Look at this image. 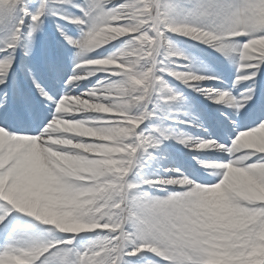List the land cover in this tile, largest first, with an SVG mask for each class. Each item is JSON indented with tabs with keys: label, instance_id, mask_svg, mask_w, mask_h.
<instances>
[{
	"label": "snow or ice",
	"instance_id": "obj_1",
	"mask_svg": "<svg viewBox=\"0 0 264 264\" xmlns=\"http://www.w3.org/2000/svg\"><path fill=\"white\" fill-rule=\"evenodd\" d=\"M64 5L80 15L61 11ZM48 15L75 25L80 33L74 37L66 26H56L67 45L77 49L71 74L64 78L60 52H41L44 67L61 80L63 92L44 83L30 63L36 34ZM0 25L11 29L0 48V264H264V197L234 185V177L242 174L250 187H264V143L258 138L264 131V0L169 5L161 0H0ZM170 34L211 46L236 64L234 86L248 83L243 101L233 100L229 91L205 93L216 103L227 99L241 109L227 114L230 143L196 141L199 149L224 154L216 162L194 157L202 170L166 168L163 177L139 172L133 177L134 170L154 159L151 150L170 139L159 129L146 135L140 127L152 116L147 105L154 96L180 98L164 73L186 86L207 78L168 71L171 57L183 55ZM101 36H106L103 45L127 40L108 56L86 55L101 48ZM21 60L32 92L43 98L39 107L32 95L14 87ZM97 71L117 78L71 94L78 81ZM109 89L127 92L123 99L128 103L105 99L113 106L108 113L62 110L66 100H94L93 93ZM41 111L47 113L42 119ZM58 121L105 130L119 126L128 132L114 141L116 154L103 157L80 148L105 141L57 130ZM178 142L189 146L185 139ZM179 185L185 187H169ZM217 190L223 191L222 200ZM147 253L154 255L148 258Z\"/></svg>",
	"mask_w": 264,
	"mask_h": 264
},
{
	"label": "bare ground",
	"instance_id": "obj_2",
	"mask_svg": "<svg viewBox=\"0 0 264 264\" xmlns=\"http://www.w3.org/2000/svg\"><path fill=\"white\" fill-rule=\"evenodd\" d=\"M77 3H81L82 0H75ZM179 0H161L162 4L169 5L178 3ZM61 11H67L69 13L78 12L77 9L72 8L71 6L64 5L60 8ZM44 23L42 26V30L44 31V36L42 38V42L40 40L34 46L33 51L35 55L33 56L30 62L36 67V75H38L41 80L48 84V73L45 71V67L43 65V61L41 58V52L44 48H48V44L50 42V36L56 35L55 29L57 24H62L63 20H60L59 17H54L48 15L43 18ZM61 21V23H60ZM71 35L76 37L79 36L80 33L76 29L75 25L67 26ZM72 25V24H71ZM118 31V30H117ZM110 35H115V32L109 33ZM191 40V49L186 51L187 55V63L190 65L196 64L198 65L195 69H192L191 72L193 74L198 75L200 72L206 75V79L204 81L205 89L201 91V101L194 102L189 101L188 103H183L182 101L186 98L187 95H180L179 99L172 102H163L160 101V96H154L153 103L149 104L152 111V116L144 121V123L140 126L144 133L150 134L153 133V130L159 129L160 132H163L164 135L169 136L170 139L164 141L162 145L159 146L154 151V159L151 161H145L144 167L140 169L134 170L132 176L135 177L136 172H139L140 175L152 178V177H163L166 175V168H177L178 170H187L189 172L202 170L201 164L197 163V160L194 157H199L205 159L206 162H216V157L220 155H224L220 153L217 149H199L196 146V141H204L207 139H212L218 142H225L229 140V136L233 131L230 129L229 124L231 123L227 118L222 120L220 117L210 116V109H216L217 111L222 110L224 113L236 112L241 109L233 107L232 104L227 102V99L223 102L216 103L215 98L209 99L205 94L208 91H229L233 100L243 101L242 94L245 92L244 85L248 83V81H242L239 84L234 86V81L237 77L236 64H232V61L221 58V56H217L216 53L210 52L208 48L211 46L204 44L203 42L196 41L193 38L186 37ZM119 40L111 41L109 43H113L115 47H108L109 43L103 45V42L106 40V36H101L97 38V43L101 46L99 49H95L91 53H86V55L97 57L96 53H103L104 56L110 50L118 51L120 47L123 46L122 41L126 42L127 37L118 38ZM42 43V46H41ZM197 44V45H194ZM41 46V47H40ZM193 46V47H192ZM177 52L179 50L174 45ZM107 50V51H106ZM77 49L71 47V50L67 53H62L61 55L64 58L66 64L73 62ZM219 55V54H218ZM200 56H203L205 60L210 64L219 65L220 69L211 70L209 72L205 71L206 67L204 66V62L200 59ZM1 57V55H0ZM26 59V58H25ZM24 60L20 62V65L23 66ZM110 65H102L101 68H106ZM90 68H94L96 66H87ZM201 67V68H200ZM203 70V71H202ZM208 71V70H207ZM71 74L70 69H66V66L61 67V78H64L67 75ZM167 77V73H164V79ZM117 76L115 73L110 71H97L93 76L87 77L86 79H82L78 81L79 87H74L71 89L72 95H78L86 92L88 89L97 87L102 81L116 79ZM166 80V79H165ZM218 80H221L220 82ZM168 82V80H166ZM50 87H55L61 92L64 91L63 86L61 85L60 79H55V81L51 84H48ZM19 86L25 93H28L33 96L34 102L39 107L40 100L43 99L39 97V93H31L28 92V88L33 89V85L31 84L30 78L26 77L24 80L18 79V76L15 74L14 78V87ZM127 92H121L119 90L113 91L111 89L107 91H102L100 93H93L97 98L94 100L83 101L78 98L66 100L63 103L62 110L66 111L68 114H72L75 111H84V112H96V113H108L113 111L112 104H106L103 102L105 99H112L113 103L127 104L128 101L123 99V96L127 95ZM47 106L45 105V108ZM179 112L173 113L174 109H178ZM47 113L45 111H41V119ZM119 115H126V113H118ZM83 116L84 114H78ZM95 116L104 117L109 116L110 114H93ZM157 116V117H156ZM169 119H173L174 123L177 124V121L184 120L189 122V124L178 123L179 128L177 127H168L166 124L170 121ZM215 123H219L220 131L216 129ZM181 125V126H180ZM57 130L67 131L72 134L82 135V136H92L94 139L105 141L103 144L99 145H83L80 150L85 152H91L97 156L109 157L116 154L118 151L113 147L114 141L118 138L125 137L127 135L128 129L121 128L119 126H114L110 130H105L103 128H91L87 125L82 124L81 122H72V121H58L55 124ZM206 129V131H205ZM34 130V129H33ZM155 134H159L158 132ZM234 138V137H233ZM259 142L264 143V131H261L258 134ZM180 139H185L188 141L189 146L185 147L184 144L179 143ZM156 155V157H155ZM106 164H110V160L105 161ZM207 175V173H205ZM179 178V177H173ZM234 185L236 188L244 190L246 189L248 193H254L257 196L264 197V187H250L249 181L247 177L242 174H237L234 177ZM146 187V186H145ZM176 187V186H169ZM179 188H183L185 186L179 185ZM154 191V190H150ZM155 194H161L159 192ZM243 194V193H242ZM217 198L223 199V191L217 190Z\"/></svg>",
	"mask_w": 264,
	"mask_h": 264
},
{
	"label": "rangeland",
	"instance_id": "obj_3",
	"mask_svg": "<svg viewBox=\"0 0 264 264\" xmlns=\"http://www.w3.org/2000/svg\"><path fill=\"white\" fill-rule=\"evenodd\" d=\"M30 2L35 4V3L38 2V0H30ZM75 14L76 15H80L79 11L76 12ZM60 23H61V21H60ZM63 24H66L67 26L71 25V23H69L67 21L62 22L61 25H63ZM26 25H27V21H26ZM72 26H73V24H72ZM26 31H27V27L25 28V32ZM55 33H56V36H52V37H50V39H52V41L56 40V42L52 46L48 45V48L55 49V50L59 51L60 54L65 53V52L67 53V51L69 52L71 50V47L69 45H67V42L64 41L63 37L60 36L59 32H57L56 29H55ZM10 34H11V29L8 26L0 25V48L5 47L7 41L10 38ZM42 34H44V31L41 29V31L36 34V43H37L38 40L41 41L39 36H41ZM170 38L172 40L173 45H175L177 47V49L179 50V53H182L183 55H176V56L171 57L173 63L169 67L168 71L185 72V71H191L192 69H195L198 65L193 64V63L190 65L189 63H187V55H186L187 52L186 51L191 49V44H193V43H191V40L188 41L189 39H187L185 36L179 35V34H170ZM117 40H119V39L117 38ZM25 43H26V41H25ZM194 45H197V44H194ZM41 46H42V43H41ZM112 46H113V43H109L108 47H112ZM207 49L210 52H212V53H216L217 56H221V58L223 57L224 59H227V60L231 61L230 59L225 57L223 54H221L220 52H218L214 48H212V47L208 48L207 47ZM35 52L36 51H34V54H35ZM114 52H115V50H114ZM17 53H18V56H20V57L23 56V53H22V51L20 49L17 50ZM112 53H113V51L109 50L106 53L105 56H108V55H110ZM0 55L2 57L3 53H0ZM200 59H202V62H204V66L206 67L205 71L202 70L203 72H209L211 70H217L218 71L220 69V66L216 65V64L213 65V66H210V64L207 62V60H205L203 58V56H200ZM21 61H23V60H21ZM60 61L63 62V59L61 58V55H60ZM232 64H235V63L232 62ZM67 65H68V69L72 70L73 62H70V64H67ZM121 67H123V66H121ZM125 70L127 71L128 69L126 68ZM45 71L49 75L48 82L52 83L55 79L49 74V72L47 71L46 68H45ZM16 73L18 74V77L20 79L24 78L23 68L19 69ZM165 73H167V72H165ZM198 75H205V74H202V72H200ZM165 79L168 80V85L174 89V91L176 92V94L178 96L187 95L186 98L182 101L184 104L188 103L189 101H194V102L195 101L196 102H200L201 101V99H202L201 98V90L205 89L204 81H190V85L191 86H186V85L183 84L182 81H179V80L175 79L174 76H171L168 73H167V77ZM218 81L220 82L221 80H218ZM197 89H201V90H197ZM160 101L172 102L171 100L167 99V94H164L162 97H160ZM152 103H153V100H152ZM147 108H148V110L150 112L152 111L150 105H147ZM209 111H210V114H211L210 116H212V117L213 116L217 117V114H218V116L220 118H222L223 120L227 118V114L224 113L223 109L219 110V111H217L216 109H210ZM177 112H179V108L173 110V113H177ZM168 121H170V122H168L166 125L169 128L170 127L172 128L173 126L179 128L178 123L189 124V122L184 121V120L177 121L176 122L177 124L174 123L173 119H169ZM215 127L218 130L220 128V125L218 123H215ZM155 157H156V155H155ZM96 231H106V230H96ZM153 255L154 254L147 253L148 258H152Z\"/></svg>",
	"mask_w": 264,
	"mask_h": 264
}]
</instances>
